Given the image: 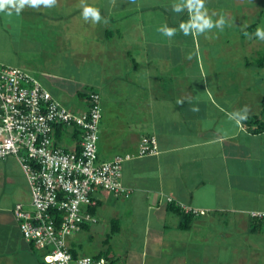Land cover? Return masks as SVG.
I'll return each instance as SVG.
<instances>
[{
	"label": "crops",
	"instance_id": "0c3cea01",
	"mask_svg": "<svg viewBox=\"0 0 264 264\" xmlns=\"http://www.w3.org/2000/svg\"><path fill=\"white\" fill-rule=\"evenodd\" d=\"M180 2L84 0L98 23L84 20L81 0L0 12V63L28 71L57 100L73 81L58 68L64 57L88 65L89 82L73 87L100 95L98 161L131 156L121 168L127 194L93 190L97 222L68 238L72 253L110 264H264V220L249 215L264 211V40L255 35L264 0H205L213 24H224L199 35L180 29L190 19L173 11ZM245 110L258 122L237 123ZM142 136L156 139L155 153L137 155ZM77 138L64 128L57 141L72 149ZM30 197L18 160L0 159V264L43 261L12 214ZM185 208L199 213L183 229Z\"/></svg>",
	"mask_w": 264,
	"mask_h": 264
},
{
	"label": "built area",
	"instance_id": "2783aa9c",
	"mask_svg": "<svg viewBox=\"0 0 264 264\" xmlns=\"http://www.w3.org/2000/svg\"><path fill=\"white\" fill-rule=\"evenodd\" d=\"M86 104L85 110L73 111L28 71L0 63V159L18 160L31 196L28 207L16 203L12 214L23 240L44 251L45 264H110L104 256L74 255L67 244L83 225L97 222L93 190L127 194L121 168L131 156L98 161L99 93L90 91ZM64 128L78 136L72 149L58 144ZM156 149L154 137L142 136L137 155L153 154ZM249 215L264 220V211Z\"/></svg>",
	"mask_w": 264,
	"mask_h": 264
},
{
	"label": "clouds",
	"instance_id": "9594fccd",
	"mask_svg": "<svg viewBox=\"0 0 264 264\" xmlns=\"http://www.w3.org/2000/svg\"><path fill=\"white\" fill-rule=\"evenodd\" d=\"M57 0H0V12H7L8 15L12 14L14 10L18 15L25 6H31L37 8L41 5L46 7H52L56 4ZM82 4V16L84 20H89L93 23H98L101 20L100 12L97 8L88 6L84 4V0H81ZM188 10L190 14V19L187 22H181L180 29L185 35L189 34H203L207 30L212 29L213 27L222 28L224 21L223 19L217 21L213 24L212 20L207 16L205 9V0H181L180 3L173 6V11L180 13L185 10ZM165 36L171 38L176 30L174 28H169L167 26L159 29ZM255 35L264 40V29L257 28ZM238 115L239 119L236 120L239 123L241 120L246 119V110L244 114L235 113Z\"/></svg>",
	"mask_w": 264,
	"mask_h": 264
},
{
	"label": "rangeland",
	"instance_id": "374dc122",
	"mask_svg": "<svg viewBox=\"0 0 264 264\" xmlns=\"http://www.w3.org/2000/svg\"><path fill=\"white\" fill-rule=\"evenodd\" d=\"M58 57H60V56H58ZM60 59H63V58L61 57ZM68 59H69L68 57H64V60H66L64 63V67L60 65V66H58V68H60V70H62L61 68H63V70L60 73L61 74L63 73L67 77H72L73 81L72 82H66V84H65L66 88H63L64 90H62V91L60 90L61 91L60 93L58 92V100L65 107H67L71 110L73 108H79L80 109L81 107H83V103H86V99L82 95H78L77 93H75L74 92L75 87H73V86L79 87L82 84L89 82L88 65H86L85 67H82V69L79 70L78 67L73 66V63H70ZM51 61H52V59H51ZM77 80L79 82H77ZM70 87H73V89L72 88L70 89ZM59 89H61V87ZM64 91L70 93V95ZM81 109H83V108H81ZM71 143H72L71 140L68 139L62 144L69 147L71 145ZM35 250H36L37 254H39L41 256L44 253V251H42L38 248H36Z\"/></svg>",
	"mask_w": 264,
	"mask_h": 264
},
{
	"label": "trees",
	"instance_id": "16d2710c",
	"mask_svg": "<svg viewBox=\"0 0 264 264\" xmlns=\"http://www.w3.org/2000/svg\"><path fill=\"white\" fill-rule=\"evenodd\" d=\"M92 91V90H88L87 92H81L82 95H86L88 97V94L89 92ZM86 97V98H87ZM262 105H263V108H264V96L262 97ZM243 121H245L246 123H257L258 122V119L257 118H246L244 119ZM258 129H264V123H259L258 125ZM172 209H175V210H178V207H175L173 205H171ZM194 214L193 213H187L185 212L184 213V222L182 223L181 227L184 229V228H187L189 226L188 224V220H189V217L193 216ZM114 222H112V228H111V232H109V237L110 235L115 231L116 227L114 226ZM73 254L75 255V253L73 252ZM98 257V256H97ZM41 264H45L43 261L41 262Z\"/></svg>",
	"mask_w": 264,
	"mask_h": 264
}]
</instances>
